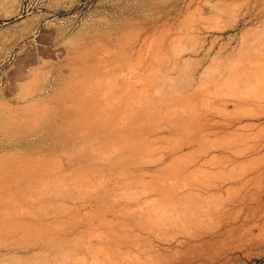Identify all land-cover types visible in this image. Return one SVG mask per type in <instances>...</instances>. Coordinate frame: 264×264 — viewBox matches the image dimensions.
Returning <instances> with one entry per match:
<instances>
[{"label": "rangeland", "instance_id": "obj_1", "mask_svg": "<svg viewBox=\"0 0 264 264\" xmlns=\"http://www.w3.org/2000/svg\"><path fill=\"white\" fill-rule=\"evenodd\" d=\"M263 31L264 0H0V185H10L11 176L23 175L29 167L31 169L41 161L54 163L71 158L75 161L71 178L81 176L85 179L93 175L90 168L102 164L83 162L85 166L78 169L83 156L78 144L61 128L67 117L59 109L68 105L88 107L89 102H79L75 94L83 92L86 95L87 89L96 93L101 88L109 99L127 98L129 103L135 101L141 109V119L137 123L126 122L124 140L118 143L129 146L131 142L146 140L148 144L123 161V169L128 172L125 178L130 181L128 194L132 188L137 189L133 191L135 194L142 189V193L157 199L153 202L155 205L161 206L164 203L171 206L177 201L181 207H188L194 201L208 198L209 194V198L218 196L233 200H230L231 205L233 202L230 218L224 222L215 219L209 222L211 225L203 227L191 223L186 225V228L190 226L188 232L185 225L178 228L167 215L172 209L163 213L160 220L155 219L160 225L147 222V226L153 228L151 233L163 238L175 234L188 237L205 227L203 231L207 234L201 240L191 239L192 244L187 246L199 260L193 256L192 264H264V98L259 93L250 97L245 92L232 96L215 91L214 87L223 68L221 64L222 68L217 66V61L228 59L227 53L220 52L225 46L233 58L246 56L254 63L241 64L248 75L245 70V78L236 76L232 80L245 88L249 84L264 85L263 80H260L263 84L258 81L263 74L260 71L264 72ZM198 47L199 52L192 53V49ZM178 48L184 51L178 52ZM88 55L90 57L85 59ZM258 58L263 61L257 62ZM213 59L217 64L209 68L213 69L210 72L205 66L213 63ZM180 66L184 70L181 71ZM91 78L100 82L88 88L86 83ZM75 81H78L77 85ZM168 81L171 85L167 90L169 93L162 92L161 88H165ZM175 96H184L185 99L174 100ZM152 106L158 107L156 113L151 112L155 109ZM36 113H43L44 117L38 124L31 125L30 117ZM147 162H154L156 168L147 166ZM243 162L250 163L245 171L240 168ZM197 166L202 168L198 167V170ZM146 170L153 171V176L143 174ZM204 173L212 178L209 177L208 187L199 179ZM241 173L246 174L248 182L238 180ZM96 174L103 183L110 177V174ZM226 175L231 180L223 179ZM182 186L178 194V187ZM189 190L198 193L199 197L196 200L191 198L193 194ZM74 194L77 200H65L72 212L85 200L86 203L94 200L91 192L75 189ZM126 200L121 205L129 212L119 215L117 219L120 221L111 227L101 228L108 233L115 229L122 235L148 236L138 223L141 212L137 202ZM92 209L82 210L75 219H67L66 226L79 223L84 213L98 223L96 216L100 215L102 208L97 205ZM105 213L111 218L109 210ZM3 220H11V205L8 203H0V228ZM35 224L41 225L39 222ZM42 226L44 229L40 233L45 234L46 225ZM172 227L176 229L172 230ZM163 230L169 232L165 234ZM57 232V229L51 231L53 234ZM76 235H83L78 241L79 247L73 248L76 251H83L81 244L90 240L96 242L87 232L77 231ZM25 244L0 246V264H23L17 261L19 256H32L31 251L23 250ZM11 255H16V260Z\"/></svg>", "mask_w": 264, "mask_h": 264}, {"label": "bare ground", "instance_id": "obj_2", "mask_svg": "<svg viewBox=\"0 0 264 264\" xmlns=\"http://www.w3.org/2000/svg\"><path fill=\"white\" fill-rule=\"evenodd\" d=\"M192 29L194 30L195 27H193ZM263 33H264V31H263ZM259 36H260V34H259ZM186 39H187V37H186ZM188 39H189V37H188ZM196 39H197V37H196ZM171 47H173V46H171ZM188 48H190V47H188ZM179 49L180 48H178V50ZM180 50H182V49H180ZM180 50L178 52L182 53L184 51V49L182 51H180ZM192 50H191L192 53L193 52L198 53L199 47H198V49H192ZM139 52H141V50ZM173 52H175V50ZM220 52L221 53H227L226 56L228 57V59L224 60L222 58L224 61L218 60L217 61L218 64L214 63V62H216V60L213 59V60H215V61L212 60L213 63H210V65H208L207 67L205 66V68H208V69L213 68L214 64L215 65L217 64L218 67H220V64H221V66H223V68L220 67L223 69V71L221 69L220 70L221 73L219 74V77L216 78L217 79V82H216L217 87L215 84V86H214L216 88L215 91L217 90V91L227 92V93H230L232 96H236V95L242 94V92H245L247 94V96H250V97L251 96L254 97L256 93H259L258 95H260L264 98V85L258 87V85L255 86L254 84H252V85L249 84V87L247 85L248 88L247 87L245 88V86L244 87L241 86L240 82H237L234 79L232 80V78H234L236 76L245 78V73H247V70L246 69L243 70V68H242L243 66H241V64H243L244 62H247L248 65H251L248 63L249 61L252 63L251 58L243 55L244 57L241 56V58L235 59L236 57L233 58L231 56V52H229V49L226 46L223 47L220 50ZM181 53H180L179 57L181 56ZM256 54H258V53L256 52ZM173 55H175V54H173ZM260 55H262V57H263V53H261ZM183 56H184V54H183ZM248 56H250V55H248ZM89 57H90V55H88L85 59H88ZM260 59L261 58H258V60H256V61L257 62L263 61ZM252 64H254V63H252ZM255 64H256V62H255ZM256 65L259 66V64H256ZM245 66H246V63H245ZM180 67L183 68L182 66H180ZM184 67H185V65H184ZM172 68L173 67H171L170 69H172ZM181 68H180L181 71L184 70V68L183 69H181ZM187 68L185 70H187ZM253 68H255V67H253ZM261 68H262V66H261ZM136 69H137V67H136ZM211 70H213V69H211ZM211 70H210V72H211ZM245 70H246V72H245ZM176 71L179 72L178 70H176ZM190 71H191V69H190ZM262 71L263 70L260 71L261 73H263V74H261L262 78L259 79L258 81H260V80L264 81V72H262ZM210 72H207V73H210ZM180 73H179V75L182 74V73L181 74ZM202 74H201V76H202ZM247 75H248V73H247ZM184 76H185V74H184ZM201 76H200V78H201ZM173 77H174V75H173ZM209 77H212V76L209 75ZM166 78H167V76H166ZM177 78H178V76H177ZM181 78H182V75H181ZM263 81H260V83L263 84ZM97 82H100V81H98V79H94V78L92 79L91 78V80L88 83H86V85L88 88H91L93 86L95 87L96 85H98ZM189 82H190V80H189ZM189 82H187V83H189ZM178 83H180V82H178ZM75 84L77 85L78 81H75ZM180 85H181V83H180ZM198 86H196V88ZM73 87H75V86H73ZM170 88H171V85L168 81V82H165V88H161V91L166 92L167 90H170ZM97 89H99V87H97ZM101 90L102 89L100 88L96 93L95 92L93 93V92H91L92 91L91 89H87L85 92L86 95H84L83 92L80 94H75L76 95L75 97H77V100L79 102L88 101L89 102L88 107H75L74 105H71V106L68 105V106L61 107L59 110H61V112L67 117V119L62 124L61 128L66 130V132H68L67 135L70 138V140H72L73 142L78 144V150L80 151V153H82V156H83L82 158H80L81 161H79L80 165H79L78 169L85 166L83 162H90V164H93V163L99 164L100 163L102 165L99 164L100 167L99 166H97V167L92 166L90 168L91 171H89V172L93 173V175H91L90 177L86 176L85 179H82L81 176L79 178H71L70 177L72 170H74L73 165L75 164V161L73 159H72V161L70 160L71 158L68 160L66 159L65 161L60 160L59 162H54V163L52 161H44L43 162L40 160L41 162H37L35 165H33V167L31 169L29 167L28 171L23 172L24 173L23 175H18L15 177L11 176V181H10L11 184L10 185H8V186L0 185V203H3V204L8 203L11 205V220L10 221L3 220L2 226L4 228L3 227L0 228V231H2V234L0 235V246H6L7 244H11V246H12V245H15L17 243H19V244L26 243L25 245H27V246H23L22 248H23V250L25 249L26 251H31L32 256L20 257L18 255L19 257H18L17 261L19 260V262H21L23 264H192V261L195 259L194 257H196V256L193 255L194 252L189 251L191 248L187 249V246L192 244L191 239L201 240L202 237L205 234H207L206 231H203L205 229V227L202 228L203 230H201V231H196L195 234L190 233L189 234L190 236H188V237L187 236L182 237L183 234L182 235L180 234L181 237H179L180 235L178 236V234L177 235L175 234L176 236L174 235V237L169 236V238H166V237L163 238L161 236L160 237L155 236L154 233H151L153 228L147 226V222L151 221L152 224H157V225L159 224L160 225L161 223H158L157 221H155V219L160 220L159 218L162 217L163 213L166 214L167 211H171L172 209L174 211L172 210V213L170 212L171 214L170 215L167 214V215L169 217H171L173 222L175 224H177L178 228L180 227L181 229L184 227V225L186 228V225H191V223H193V225L195 224V226L198 225L200 227H203V226H206L207 224L209 225L215 219L217 221L223 220V222H224V220H227L230 218V208L233 205V202H232V205L230 202L233 200L230 199L231 200L230 201L229 199H226L227 197L221 198L218 196L217 197L212 196V198H209V197H211L209 194L208 198L203 197L199 202L194 201L191 204V206L188 205V207H181V203L179 204L177 201L175 202V204L172 203L173 206H172V204H171V206H168V205L166 206L165 203H164V206H161V205H155L153 202L155 200L157 201V199L154 200V197L150 198L148 196V194L142 193V192H144L142 189H138L139 193L137 191V194H135L137 189L135 188L136 190L135 189L133 190V188H132V191L130 190L131 193L128 194L127 187H129L128 186L129 180H127V178H125L126 177L125 174L128 172L126 171V169H123V166H122L123 161L125 158L132 156L133 154H136L135 152L138 149H143L144 147L146 148L148 144H147V141L145 139H144L145 141H142V142H139V141L131 142V144L129 146H128V144L118 145V143L120 142V140L121 141L124 140L123 139V135H124L123 133H124V126H125L126 122L129 120H132L134 123H137L141 119V109H140V106L138 104L134 103L135 101H132L129 103V101L126 100L127 98L124 99L122 97H119V98L113 97V98L109 99L106 96V93L101 91ZM99 91H101V92H99ZM254 91H256V92H254ZM217 93H219V92H217ZM140 94H141V90H140ZM249 94H251V95H249ZM173 98L175 100L177 98V96H175ZM180 99L182 101H184L185 98H184V96H181V97L179 96L177 98V100H180ZM204 102H205V99H204ZM166 103L167 102H165L163 104H166ZM199 104H201V103H199ZM191 107H193V106H191ZM195 107H197V106H195ZM153 108H155V109H152L151 112L156 113L158 107H153ZM165 109H167V108H165ZM153 111H155V112H153ZM188 111H189V109H188ZM163 112L165 113L166 110ZM43 117H44L43 113H36L30 117L29 122L31 125H36L40 122L41 119H43ZM62 133H63V131H62ZM64 136H65V134H64ZM158 140H159V138H158ZM214 143H216V142H214ZM144 154H146V153H144ZM182 154H183V152H182ZM182 154H180V155H182ZM163 159H164V157H163ZM174 159H176V158H174ZM213 159H215V158H213ZM222 160H223V158H222ZM240 160H241V158H240ZM242 160L244 161L245 159L243 158ZM248 160H250V159H248ZM251 160H253V159H251ZM255 160H256V158H255ZM232 162H233V160H232ZM160 164H162V163H160ZM185 164H188V163L186 162ZM197 164H199V163L197 162ZM249 164L250 163H248V162L247 163L243 162L240 166L241 170L245 171V169H247ZM255 164H253V166H255ZM260 164H261V161H260ZM146 165L147 166L150 165L152 167L153 166L155 167L154 162H147ZM239 165H240V163H239ZM199 166H197V168ZM235 166L237 167V165H235ZM87 167H89V166H87ZM188 167H190V166H188ZM192 168H191V170H192ZM199 168H202V167H199ZM199 168H198V170H199ZM107 171H108V173H107ZM232 171H233V169H232ZM97 172L103 176H105L106 174L107 175L110 174V177L108 178L109 181L107 180L106 183H103L102 178H97V174H96ZM213 172H214V170H213ZM180 173H182V172H180ZM211 173H212V171H211ZM215 173H216V171H215ZM116 174L119 176H117ZM143 174L153 176V171L146 170L143 172ZM178 174H179V172H178ZM212 174H214V173H212ZM100 175H98V177H100ZM197 175L194 174V176H197ZM197 177H199V176H197ZM209 177H210V175H205V173H204V175H201V177H199V179L201 181L202 180L203 181L202 182L200 180L199 181L201 183H204L208 187L209 186V184H208ZM217 177L220 178L219 176H217ZM190 178H192V177H190ZM193 179H192V181H193ZM223 179H226V181L231 180L229 178V176H227V175L224 176ZM217 180H220V179H217ZM238 180H241L242 182H248V181H246L247 177H246L245 173H241L240 175H238ZM226 181H224V182H226ZM250 181H251V179H250ZM167 182L169 183V181H167ZM206 182H207V184H206ZM236 182H239V181H236ZM181 183L183 184L184 182L181 181ZM188 183L189 182H187L186 184H188ZM171 185H172V183H171ZM213 185H212V187H213ZM238 186H240V185L238 184ZM188 187H191V186H188ZM161 188H162V186H161ZM178 188H180L178 190L179 191L178 194H180V190L183 188V186L178 187ZM75 189H78L79 191L82 190V192L94 193V194H92L93 196L91 195L94 198V200H90L87 203L85 200V202H82L81 205L73 208L72 209L73 212H72L71 206L70 207H69V205L67 206L65 203V200H74L75 201V199L77 198V196H75V194H74ZM130 189H131V187H130ZM145 189H147V188H145ZM191 189H193V188H191ZM140 190H142V192ZM176 190H177V188L175 189V191ZM133 191H135V192L133 193ZM189 191L191 192V194H193V197H191V195L189 194L188 191H187L188 193H186V194H189L191 198H193V199L195 198V200H196V198L199 197L198 196L199 194L195 193V191H193V190H189ZM225 191H226V189H225ZM141 193H142V195H144L143 197L141 196ZM205 193H207V195H208V192H205ZM88 194H90V193H88ZM216 194L217 193H215L214 196H216ZM85 196H87V195H85ZM175 196H176V194H175ZM177 196H179V195H177ZM180 197H181V195H180ZM188 198L189 197H187V199ZM126 199L129 202L130 201H136L137 202L138 208H140L139 212H141L138 223H139L140 227L142 228L143 232L145 231L148 234V236H144L143 234L137 235V236L122 235V234H118L115 229H111L108 233V232H106L105 229L101 228L102 226H105L106 228L111 227L113 224L120 221L119 219H117L118 216L121 214L123 215L124 211H128V209L126 210L123 207V205H121V202H123V200H126ZM82 201H84V200H82ZM107 201L109 202L107 204L109 206L105 205V203H107ZM239 202H241V201H239ZM97 205L101 206V208H102L100 215L96 216L98 223L93 222L92 217L91 218L87 217V216H85L86 214L84 213V216L81 217L79 223L75 224L73 227L66 226L65 221L67 219H69V220L75 219L80 214V212L82 210L92 209ZM108 207H110V208H108ZM240 207L242 209V205ZM105 210H109V212H111V218H108V216H107L108 213H105ZM92 211H93V209H92ZM240 213H242V212H240ZM137 215H139V214H137ZM161 219L163 220L164 218H161ZM166 219L168 221L170 220L168 218H166ZM237 219H238V217H237ZM37 222H39L41 225L35 224ZM160 222H162V221H160ZM169 223H167V224H169ZM42 225H46L45 230H47V232L45 234L40 233L44 229V227ZM162 225H164V224H162ZM224 225H226V224H224ZM51 226H53V228H50ZM154 226H156V225H154ZM228 226H229V224H228ZM159 227H157V228H159ZM163 227H165V226H163ZM169 227H171V226L169 225ZM189 227L186 228V229H188L187 230L188 232L190 230ZM56 229L58 230L57 234L51 233V231H54ZM136 229H138V228H136ZM173 229H176V228L172 227V230ZM185 230L183 229V231H185ZM7 231L9 233L4 234ZM77 231H82V234L84 232L89 233L90 237L95 239L94 241H96V242H93L92 240H90L87 244H81V248L83 249V251L82 250L76 251L73 248L76 246L79 247L80 243L78 241H79L80 237L83 236V235H79V236L76 235ZM161 231H160V233L162 234ZM165 231H164L165 234L167 232H169V231H167V232H165ZM178 231H179V229H178ZM183 231H182V233H183ZM187 231H185V232H187ZM141 233L142 232H140V234ZM157 233H159V231H157ZM126 234H128V233H126ZM171 234H173V232H171ZM210 234H211V232H210ZM42 236H44L45 238H42ZM210 241L212 242L213 240H210ZM198 243H199V241H198ZM198 243L194 242L193 244H198ZM183 247H186V248L183 250ZM192 249H193V247H192ZM195 249H196V247H195ZM5 252L7 253V251H5ZM15 256L13 257L11 255V257L14 259H15ZM196 259H197V257H196ZM9 260H11V259H9ZM12 262H14V261L11 260V263ZM15 263H16V261H15ZM17 264H19V263H17Z\"/></svg>", "mask_w": 264, "mask_h": 264}]
</instances>
